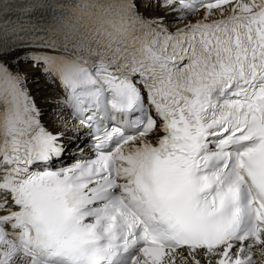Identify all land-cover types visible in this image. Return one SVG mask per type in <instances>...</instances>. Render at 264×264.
Instances as JSON below:
<instances>
[{
  "label": "snow or ice",
  "instance_id": "6c2138e0",
  "mask_svg": "<svg viewBox=\"0 0 264 264\" xmlns=\"http://www.w3.org/2000/svg\"><path fill=\"white\" fill-rule=\"evenodd\" d=\"M0 264H264V0H0Z\"/></svg>",
  "mask_w": 264,
  "mask_h": 264
},
{
  "label": "bare ground",
  "instance_id": "6f19581e",
  "mask_svg": "<svg viewBox=\"0 0 264 264\" xmlns=\"http://www.w3.org/2000/svg\"><path fill=\"white\" fill-rule=\"evenodd\" d=\"M20 67L21 70L26 71L28 74V87L33 97H35L37 105L44 110L45 122L48 123L50 127L55 128V124L52 122V110L54 105L49 101L60 94L58 88L48 83L46 78L40 74L39 70L32 69L30 66L24 64H21ZM70 162L71 161H69V163Z\"/></svg>",
  "mask_w": 264,
  "mask_h": 264
},
{
  "label": "rangeland",
  "instance_id": "374dc122",
  "mask_svg": "<svg viewBox=\"0 0 264 264\" xmlns=\"http://www.w3.org/2000/svg\"><path fill=\"white\" fill-rule=\"evenodd\" d=\"M36 82H37V80H36ZM69 162V161H68Z\"/></svg>",
  "mask_w": 264,
  "mask_h": 264
}]
</instances>
